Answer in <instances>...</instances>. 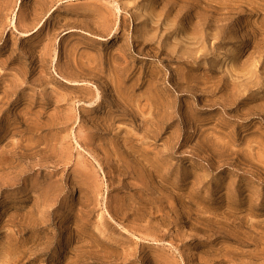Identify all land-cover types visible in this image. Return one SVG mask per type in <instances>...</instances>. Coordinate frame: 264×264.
<instances>
[{
  "label": "rangeland",
  "instance_id": "1",
  "mask_svg": "<svg viewBox=\"0 0 264 264\" xmlns=\"http://www.w3.org/2000/svg\"><path fill=\"white\" fill-rule=\"evenodd\" d=\"M0 264H264V0H0Z\"/></svg>",
  "mask_w": 264,
  "mask_h": 264
}]
</instances>
